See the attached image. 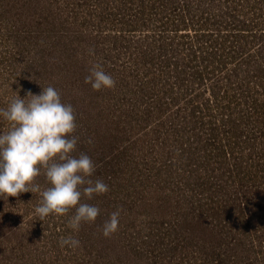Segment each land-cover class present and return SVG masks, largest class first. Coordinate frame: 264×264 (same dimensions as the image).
<instances>
[{"label":"rangeland","instance_id":"obj_1","mask_svg":"<svg viewBox=\"0 0 264 264\" xmlns=\"http://www.w3.org/2000/svg\"><path fill=\"white\" fill-rule=\"evenodd\" d=\"M261 56L264 0H0V108L54 87L72 155L109 188L82 200L100 212L78 232L72 213L34 215L39 192L0 199V264H264V93L247 88ZM96 63L114 88L84 83ZM34 183L49 187L43 170ZM70 235L78 248L60 246Z\"/></svg>","mask_w":264,"mask_h":264},{"label":"clouds","instance_id":"obj_2","mask_svg":"<svg viewBox=\"0 0 264 264\" xmlns=\"http://www.w3.org/2000/svg\"><path fill=\"white\" fill-rule=\"evenodd\" d=\"M88 52L95 54L93 49ZM84 83L92 91H101L114 88L116 81L96 63ZM0 117L10 125L0 133V199L39 192L42 198L34 215L40 221L72 213L68 227L73 232H78L82 224L94 223L100 209L82 200L104 195L109 188L103 180L91 178L96 166L87 154L72 155L78 141L73 135L77 128L73 107L62 103L59 92L48 86L38 95L29 91L24 99L16 94L7 108H0ZM42 170L49 187L40 192L34 181ZM120 214L117 208L102 224L104 238L118 230ZM59 244L73 249L80 246L71 235L62 237Z\"/></svg>","mask_w":264,"mask_h":264},{"label":"trees","instance_id":"obj_3","mask_svg":"<svg viewBox=\"0 0 264 264\" xmlns=\"http://www.w3.org/2000/svg\"><path fill=\"white\" fill-rule=\"evenodd\" d=\"M181 22V21H180ZM183 23H185L184 21H183ZM199 51H201V48L199 49ZM223 51V56H222V54H221V56H222V58H225L226 56V53H225V51L224 50H222ZM195 51H194V53H193V56H195ZM253 57V56H252ZM263 59H264V56H261ZM247 58V57H246ZM246 58H244V59H246ZM219 59V58H218ZM246 64V63H245ZM226 65V64H225ZM246 66H247V68H249V66L246 64ZM263 67V66H262ZM250 72V70H246V74H250L249 73ZM229 74H227V76H229V75H231V73H234V72H232V71H230L229 70V72H228ZM258 76H259V78L257 79V80H255V82H257V83H255V85L253 86V89L251 88V87H247L248 88V91L249 92H251V94H253V95H257L258 93L259 94H261L262 95V93H264V90H263V88H264V86L262 85V83L264 82V74L262 73V74H258ZM263 91V92H262ZM213 96H215V97H217L216 96V94L215 93H211ZM255 101L256 100H254V105H253V109H259V108H261L262 107V104L260 103H255ZM198 109V108H197ZM194 110H195V108H194ZM203 110H206L207 111V108H204ZM192 112H194V111H192ZM202 113V112H201ZM201 113H199V114H201ZM207 114H208V111H207ZM191 118H194V113H191ZM195 124V123H194ZM210 135L211 136H213V137H216L215 136V133L214 132H211L210 133ZM187 139H190V138H187ZM194 141V140H193ZM189 144H191V143H193V142H188ZM199 144H201L202 145V147H203V149H206V147L207 146H218L217 144V141H215V139H211V140H202V139H200L199 140ZM218 148L219 147H217L216 148V151H213V153L215 152L216 153V156L215 157H219V155H222V158L224 157V152H222V151H217L218 150ZM221 158V159H222ZM204 190V188H202V190L201 191H203Z\"/></svg>","mask_w":264,"mask_h":264}]
</instances>
